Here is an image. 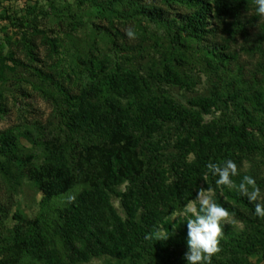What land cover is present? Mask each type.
I'll return each mask as SVG.
<instances>
[{
	"label": "rangeland",
	"instance_id": "obj_1",
	"mask_svg": "<svg viewBox=\"0 0 264 264\" xmlns=\"http://www.w3.org/2000/svg\"><path fill=\"white\" fill-rule=\"evenodd\" d=\"M104 1L0 0V135L10 130L14 136L12 155L0 154V264H131L105 254L76 257L66 248L63 213L89 186L80 170L84 166L75 170L77 181L68 192L47 202L29 173L30 169H40L54 148L86 168V147L102 144L96 132L80 129L72 137L73 148L70 146L67 118L60 110L66 99H71L77 110L88 101L114 100L133 116L143 103L155 109L167 100L196 111L199 108L193 107L194 98L223 97L232 86L264 100V17L255 13L254 0H232L240 4L227 13L220 11L216 0H202L193 6L180 0H126L116 9L103 11ZM151 10L162 13V18L143 12ZM196 13L206 14L204 32H183L173 49L169 27L183 24L185 16ZM129 30L133 37L127 35ZM212 44L222 46L228 57L227 69L206 64L204 56L209 55L206 50ZM93 57L99 64L97 71L92 69ZM117 61L122 63L123 73L117 70ZM227 113L221 100L219 108L212 107L188 139L194 142L200 134L223 127ZM156 118L158 130L150 139L160 141V151L145 148V126L131 125L128 131L136 137L142 135L143 159L162 153L167 175L181 177L196 154H181L182 144L188 145L182 140L187 134L180 135L176 121L161 115ZM261 153L245 158L239 170L256 178L264 190ZM215 179L209 172L195 178L198 183L192 184L195 195L189 202L198 206V191L210 188L213 199L235 221L224 226L221 251L213 258L226 264H264V219L255 220L244 201L247 197H229L222 187L214 188ZM233 192L238 193L231 189ZM112 202L125 215L120 198L113 195ZM186 206L169 215L174 224L191 218L182 216ZM41 229L54 241L56 256L52 261L50 255L42 256L30 245H20L21 238ZM187 250L185 245L171 250L170 263L179 264L180 260L187 264Z\"/></svg>",
	"mask_w": 264,
	"mask_h": 264
},
{
	"label": "trees",
	"instance_id": "obj_2",
	"mask_svg": "<svg viewBox=\"0 0 264 264\" xmlns=\"http://www.w3.org/2000/svg\"><path fill=\"white\" fill-rule=\"evenodd\" d=\"M126 0H108L101 4L102 10L116 9L118 3ZM168 2L175 0H167ZM186 4H198L202 0H180ZM220 11L231 12L240 3L230 0H216ZM205 7L207 3L205 2ZM155 19H161L159 11H143ZM206 14L196 13L185 16L184 22L176 27L170 26L173 49L180 43L183 32L187 35L201 34L206 24ZM115 42V41H114ZM118 44L114 50L119 58ZM204 56L208 65L228 67V57L223 53L222 46L209 45ZM93 70H98V62L91 59ZM116 68L124 72L122 63L117 61ZM172 70L170 64L167 65ZM175 80V79H173ZM233 90L221 97L215 94L194 98L193 107L188 110L181 104L167 100L158 103L155 109L147 104H141L136 116L130 115L114 100L99 103L86 102L77 110L71 99H66L60 107L62 115L67 118L66 129L70 146L73 148V135L80 129L96 132L102 140L101 145L91 144L88 150L87 164L79 165L69 161L65 151L53 149L40 169H30L31 177L36 180L43 192V202L55 196L68 192L76 183L80 168L89 186L71 203L63 213L65 217L64 237L66 248L74 256L83 257L88 254H105L124 263L131 264H172L171 250L186 244V221L176 224L169 215L175 210L186 206L195 195L192 184L195 178L201 179L208 173L206 165L221 163L226 159L236 162L238 169L245 158L256 154H264V100L258 96H247L241 87L232 86ZM224 100L227 114L223 116V127L210 133L200 134L197 140L191 142L189 133L201 127L204 116L211 112L212 107L219 108ZM246 102L251 103L248 107ZM232 114V115H231ZM176 121L177 129L182 139L188 143L182 144L181 154L187 156L195 152L192 164H186L181 177L167 175L161 154L143 159L141 146L160 151L163 148L159 142L150 138L158 130L157 116ZM231 115V116H230ZM145 126L146 142L141 145L142 135L136 137L129 133V127ZM182 138V137H181ZM14 136L10 130L0 135V154L12 155ZM82 156V155H81ZM31 158V157H29ZM78 162H80L78 160ZM86 164V163H85ZM248 175V174H246ZM244 174L232 177L240 183ZM198 183V182H197ZM236 183V184H238ZM126 184L125 189L120 186ZM214 188H217L215 181ZM229 195L244 200L239 193H230L229 188L220 186ZM120 198L125 215L119 213L112 202V196ZM247 201L254 213V206ZM261 218L256 217L255 220ZM176 225V226H175ZM169 236L159 240L155 233ZM231 235V233L229 232ZM31 246L36 254L50 255V261L56 256L54 241L46 230L41 229L31 237L21 238L20 245ZM177 258V257H176ZM212 264H226L221 259L212 258ZM179 264H186L179 260Z\"/></svg>",
	"mask_w": 264,
	"mask_h": 264
},
{
	"label": "clouds",
	"instance_id": "obj_3",
	"mask_svg": "<svg viewBox=\"0 0 264 264\" xmlns=\"http://www.w3.org/2000/svg\"><path fill=\"white\" fill-rule=\"evenodd\" d=\"M255 13L264 17V0H254ZM129 37L134 33L129 30ZM207 170L212 177H216L215 184L235 189L241 196L247 197L250 204L254 206V215L264 219V190L257 184L256 178L251 175L243 176L239 185H236L232 177L239 175L236 162L226 159L221 163H211L207 165ZM212 189H200L195 200L198 206L189 203L182 216L187 218V252L184 259L187 264H212L214 255L221 251L220 241L223 239V228L228 223L235 222L230 212L218 204L210 195ZM159 240L167 239L169 236L162 235L159 231L155 233Z\"/></svg>",
	"mask_w": 264,
	"mask_h": 264
}]
</instances>
